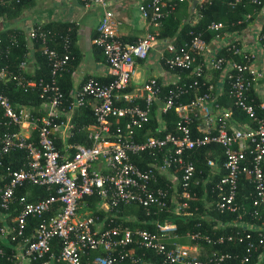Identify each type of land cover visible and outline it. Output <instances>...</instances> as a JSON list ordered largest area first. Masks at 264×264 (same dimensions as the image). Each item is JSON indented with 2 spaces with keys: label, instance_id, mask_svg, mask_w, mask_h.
I'll use <instances>...</instances> for the list:
<instances>
[{
  "label": "built area",
  "instance_id": "built-area-1",
  "mask_svg": "<svg viewBox=\"0 0 264 264\" xmlns=\"http://www.w3.org/2000/svg\"><path fill=\"white\" fill-rule=\"evenodd\" d=\"M18 1L0 0V7ZM82 1L102 11L93 43L100 49L107 67L109 80L106 83L86 78L72 95L69 94V100H64L58 81L71 60L66 35L69 28L58 33L41 30L40 25L28 28L24 32L28 51L15 66L16 71L0 67V85L12 83L22 93L37 91L41 99L37 106L15 109L0 93V166L9 155L20 153L23 157L17 168L7 165L0 173V241L9 249L5 252L0 247V258L9 264H31L44 257L49 264H149L143 259L149 251L162 264L221 262L226 255L212 253L201 261L197 252L201 243L220 244L221 237L212 240L199 232L187 233L185 237L192 245L180 246L173 242L175 224L170 222L171 217L162 222L155 220V230L149 232L130 230L114 222L110 212L119 205L136 204L146 215L155 208L158 213L174 217L184 212L189 216L188 201L194 196L190 189L198 182L194 179L195 167L188 153L209 145H218L223 157V174L213 184L219 196L214 209L219 213L241 209L235 203V194L238 176L243 174L253 188L252 206L264 212V117L256 114L246 97L248 90L263 79L262 74L252 72L250 66L257 52L264 58V20L253 50H246L233 41L222 46L229 54V70L224 76L227 99L254 125L237 127L232 122L231 111L213 103L214 86L206 81V85L198 82L204 80L207 71H222L225 63L223 57L213 54L200 33L190 32L186 44L165 46V54L161 56L165 69L184 73L180 81L172 84V90L161 94L163 86L153 77L129 89L135 62L145 60L159 39L163 20L184 0H144L138 4L136 9L146 32L132 43L118 39L115 32L119 22L107 9V0ZM259 4V0L226 1L230 9ZM250 19L251 13L244 15V21ZM222 28L221 23L214 22L206 26L209 32ZM219 38L216 35L213 41ZM52 39L59 40L61 52L49 47ZM9 40L10 45H16L14 36ZM34 42L38 44L36 52L48 66L46 79L27 77L36 69L31 60ZM200 86H205L202 93L194 94L188 102L179 101L189 90L198 92ZM154 104L159 105L161 115L173 111L176 117L173 131L159 137L147 135L136 141V133L147 125ZM86 105L94 119V125L83 128L89 145L70 144L67 139L74 129L72 118ZM258 108L264 112L263 104ZM194 121L197 122L195 134L190 129ZM57 128L64 132L58 142L60 148L55 146L53 133ZM162 130L159 127L155 132ZM144 157L147 158L145 163ZM205 165L216 170L210 159ZM157 176L164 177L170 185L154 187ZM172 179L176 180L175 187L171 185ZM28 185L43 188L47 196L36 202H28L26 194L14 197L17 189ZM92 195L99 199L97 209L105 214L102 218L97 213L77 211L78 201ZM55 203L59 205L57 212L46 220ZM250 215L260 219L256 209ZM28 218L36 223L25 233ZM54 239L59 242L57 251L51 249ZM245 239H249L248 234ZM259 244H262L260 234L256 245L247 244L239 264H247ZM90 253L95 255L90 257Z\"/></svg>",
  "mask_w": 264,
  "mask_h": 264
},
{
  "label": "trees",
  "instance_id": "trees-1",
  "mask_svg": "<svg viewBox=\"0 0 264 264\" xmlns=\"http://www.w3.org/2000/svg\"><path fill=\"white\" fill-rule=\"evenodd\" d=\"M32 1L33 0H19L18 3L0 7V18L6 20L17 18L21 10L26 8ZM226 1L227 0H202L199 4L193 5L192 0H184L182 3H179L176 6V9L172 14H170V16L163 20L158 38L163 39L168 36H174L175 44L180 46L188 42L190 38L188 34L192 32L193 34L200 33L204 42L208 44L214 39L216 35L221 37L227 32L238 31L242 29L251 20L244 21V15L251 13V18H253V15L262 6V0H259L260 4L258 6H246L244 8L237 6L235 9H230L226 6ZM194 15H196V19L193 21L192 16ZM237 21H240V24L236 25L235 23ZM210 22L221 23L223 28L216 32H209L206 30V26ZM36 26L38 25H34L32 27ZM39 28L41 30H50L54 33H58L60 31L65 32V30L69 28V32L66 35L69 40L68 52L71 60L69 61L68 67L61 74L58 81L59 89L64 100H69L68 96L71 92L70 81L72 69L77 66L80 58L79 54L74 51V37L76 27L71 23H48L40 25ZM12 36L16 38L15 46H12V44L10 45L9 39ZM48 45L50 48L61 52L58 39L50 40ZM32 46L34 50L31 54V60L36 69L32 75L27 77L32 79H46L48 75L47 63L45 59L36 52L38 44L34 42ZM27 51L28 48L26 47L24 32L15 29H9L0 32V67L7 66L8 68L16 71L15 66L27 53ZM92 54L95 61H97V57L95 56L96 54L102 56L100 49L93 44ZM215 56L225 58L228 57L229 54L226 53L224 49H221L215 54ZM162 66L165 69L163 64ZM175 72L184 75L182 72ZM216 72L218 73V71ZM95 80L102 84L106 83L107 81L99 79ZM198 82L201 84L204 82V80L199 79ZM206 84L207 83L204 82V85ZM221 86L222 94L221 97L217 99V103L222 105L224 109L231 111L233 123L236 122L240 126L252 128L254 125L250 119L232 107L230 101L227 99V83L225 79L223 80ZM172 88L173 85L162 87L161 94L166 93L170 89L172 90ZM204 88L205 86H200L198 92L189 90V92L184 97L180 98L179 101L181 103L188 102L194 97V94L197 95L202 93ZM0 93L8 98L10 104L15 109L18 106H37L41 102L37 91L22 93L21 91L15 89L12 83L0 85ZM246 97L253 105L256 114L260 117H264V112L258 108L259 99L254 96L253 89L248 90ZM64 105L65 104L62 102V106ZM175 120L176 117L173 111H168L163 115L160 114L159 118H157L156 106L154 104L151 107L147 125L144 127L143 131H138L136 133L135 140L140 141L147 135L159 137L165 133L172 132ZM58 121L59 120H56L55 122L58 123ZM72 123L74 125V129L71 131L67 142L70 144L88 146L89 143L86 141L83 128L94 125V119L92 117L90 107L86 105L84 108L78 110L72 118ZM196 125L197 122L194 121L190 126L191 132L193 134H195ZM159 127H162L163 130L162 132L156 133L155 131ZM55 146L60 148V144L58 142H55ZM188 155L195 167L194 179L198 182L197 186H191L190 189V192H193L194 196L192 200L188 201L187 212L191 213L189 216L186 218L180 216L174 217L169 214L158 213V209L155 208H151L149 213L146 215L140 206L136 204H128L119 205L116 209L111 210L110 215L113 216L114 222L119 223L130 230L144 229L149 232H153L155 230V220L162 222L164 219H167V217L169 219L171 217L170 222L175 224V230L173 232L175 239H173V242L180 245L185 244L186 241L183 240V238L187 233L199 232L200 234L206 235L212 240L221 237L222 242L220 244L205 245L201 243V246L202 248L211 251L215 255L223 254L227 257L221 262H209L202 264H239V261L245 255V248L247 244L252 243L253 245H256L258 234H260V237L262 238V244H259L256 247V250L251 252L247 264H264V225L262 224L264 221V212L260 207L255 208L252 206L253 188L249 184L247 177L241 174L237 179L235 203L239 205L241 209L234 213H219L214 209V203L219 198V196L213 190V184L216 183L223 174V171L221 170V164L223 161L221 148L218 145H209L191 151L188 153ZM246 157L249 159L250 155L246 153ZM22 159L23 157L20 153L5 157L1 162L0 173L3 172L4 167L7 165H11L12 168H17ZM207 159H210L214 162L216 165V170H212L205 165V161ZM146 161L147 158L144 157L143 163ZM177 177H179V173L177 174ZM206 179L210 181L208 184L205 182ZM169 185L170 183L166 182L164 177L157 176V182L153 186L166 188ZM25 194L28 202H36L37 200L47 196V192H45L43 188L28 185L24 188L17 189L14 197L18 198L20 196H24ZM168 195L167 208L169 209L171 207V201H169L171 191ZM98 205L99 199L96 196H83L77 203V211L97 213L99 218H102L105 214L97 209ZM58 208L59 205L57 203L53 204L50 212L45 216V219L48 220V218L52 217L57 212ZM255 209L260 216V219L250 215V213ZM35 223V220L28 218L27 225L25 227V233H29ZM247 234L249 235V239H245V235ZM189 244L191 245L192 242H188V245ZM0 247L4 248L5 252H8L9 250L3 245V242L1 241ZM51 249L52 251H57L59 249V242L57 240H52ZM136 253L139 255L140 251H137ZM93 255H95V253H90V257ZM143 259L149 264H162L160 259L149 251L145 253ZM43 263H47V257H44L42 260L33 261L31 264ZM0 264L9 263L6 262L4 258H0Z\"/></svg>",
  "mask_w": 264,
  "mask_h": 264
},
{
  "label": "crops",
  "instance_id": "crops-1",
  "mask_svg": "<svg viewBox=\"0 0 264 264\" xmlns=\"http://www.w3.org/2000/svg\"><path fill=\"white\" fill-rule=\"evenodd\" d=\"M144 0H107V9L113 14L114 19L119 22L116 27V35L123 43H132L137 38L144 35L146 26L141 21L136 6ZM202 0H192L193 5L199 4ZM101 9L94 5H88L82 0H33L26 8L22 9L18 17L24 26L23 29L15 24H9L15 19L6 20L0 18V23L7 22V27L0 26V32L15 29L25 32L34 25H44L48 23H71L76 27L74 37V51L79 54V62L72 69L71 73V92L78 88L79 84L86 78H94L99 80H109L107 67L101 55L96 54L97 61L94 60L92 54V44L96 36L95 28L101 17ZM193 13V11H192ZM196 19V15L192 16V20ZM264 20V0H262L261 8L253 15V18L242 29L238 31L227 32L218 40L211 41L207 44L215 55L222 46L233 41L238 46L246 50H253V42H255L257 33ZM26 29V30H25ZM167 44H175L174 36H168L158 39L147 57L143 61L135 62V74L129 83L130 88H137L144 80L153 77L163 86L167 87L181 80L183 76L180 73L170 72L163 68L161 64V56L165 54V46ZM101 52V51H100ZM225 63L222 71H207L204 73V81L210 82L214 88L213 103L224 109L222 105L217 103V99L221 97L222 83L224 76L229 70V56L225 57ZM252 72L264 73V58L257 52V58L250 66ZM217 74V75H216ZM262 74V73H261ZM263 79L258 81L253 88L254 96L259 99V104L264 105V74ZM106 81V82H107ZM156 106V116L159 118V105ZM66 119L65 116L63 117ZM237 127H243L234 122ZM161 126V124H160ZM55 142L63 139V130L57 128L53 130Z\"/></svg>",
  "mask_w": 264,
  "mask_h": 264
},
{
  "label": "rangeland",
  "instance_id": "rangeland-1",
  "mask_svg": "<svg viewBox=\"0 0 264 264\" xmlns=\"http://www.w3.org/2000/svg\"><path fill=\"white\" fill-rule=\"evenodd\" d=\"M7 24H8L7 22H3V23H0V26L2 28H6L7 27ZM9 24L10 25L11 24H15L17 27H20V29H23L24 28V26H23V24L21 22V19H15L11 23H9ZM261 73L264 74L263 71H261ZM175 184H176V180L175 179H172V184L171 185L175 187ZM185 213L186 212L182 213V215L180 217L186 218L187 215H185ZM183 240L186 241L185 244H183V245H180V244H177V243L176 244L177 245H180V246H191L192 245V244L191 245L190 244L188 245V242H190V241L185 236H184ZM197 252H198V255H199V258H200L201 261L204 260L205 257H207V256H209V255L212 254L211 251H208L207 249L202 248V246H198ZM43 264H49V263H43Z\"/></svg>",
  "mask_w": 264,
  "mask_h": 264
}]
</instances>
